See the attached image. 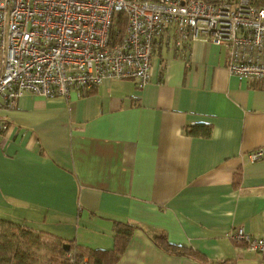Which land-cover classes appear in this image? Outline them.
<instances>
[{"label": "crops", "instance_id": "0c3cea01", "mask_svg": "<svg viewBox=\"0 0 264 264\" xmlns=\"http://www.w3.org/2000/svg\"><path fill=\"white\" fill-rule=\"evenodd\" d=\"M156 49L145 85L0 107V217L98 249L127 224L115 264H264L228 237L264 236V79L239 80L202 39Z\"/></svg>", "mask_w": 264, "mask_h": 264}, {"label": "built area", "instance_id": "2783aa9c", "mask_svg": "<svg viewBox=\"0 0 264 264\" xmlns=\"http://www.w3.org/2000/svg\"><path fill=\"white\" fill-rule=\"evenodd\" d=\"M255 1L0 0V107L23 94L79 96L112 78L145 85L157 47L197 39L224 47L239 80L264 79V3ZM228 237L264 255V236L237 226Z\"/></svg>", "mask_w": 264, "mask_h": 264}, {"label": "trees", "instance_id": "16d2710c", "mask_svg": "<svg viewBox=\"0 0 264 264\" xmlns=\"http://www.w3.org/2000/svg\"><path fill=\"white\" fill-rule=\"evenodd\" d=\"M255 2L264 3V0ZM131 231V226L117 224L113 232V246L109 249H98L77 244L73 240L66 242L50 238L53 236L48 232L0 217V264H41L34 257L33 248L36 249L34 243H39L42 238L50 241L48 244L51 250L43 264H82L84 259V264H115L126 247ZM239 243L242 242H236ZM184 252L191 254L192 250L187 249ZM194 253L192 256L196 255Z\"/></svg>", "mask_w": 264, "mask_h": 264}, {"label": "rangeland", "instance_id": "374dc122", "mask_svg": "<svg viewBox=\"0 0 264 264\" xmlns=\"http://www.w3.org/2000/svg\"><path fill=\"white\" fill-rule=\"evenodd\" d=\"M50 241H47L42 238L39 243H34L36 246V249L33 248L34 251V257L43 264L46 259H48L49 255L51 254L50 245L48 244ZM69 257V255H67ZM86 259L82 261V264H84Z\"/></svg>", "mask_w": 264, "mask_h": 264}, {"label": "water", "instance_id": "95a60500", "mask_svg": "<svg viewBox=\"0 0 264 264\" xmlns=\"http://www.w3.org/2000/svg\"><path fill=\"white\" fill-rule=\"evenodd\" d=\"M65 247V249H68V247H66V246H64Z\"/></svg>", "mask_w": 264, "mask_h": 264}]
</instances>
